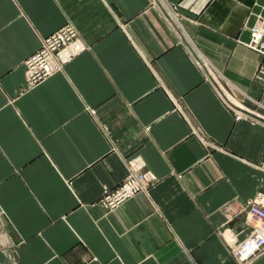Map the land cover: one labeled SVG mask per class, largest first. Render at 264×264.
<instances>
[{"label":"crops","instance_id":"crops-1","mask_svg":"<svg viewBox=\"0 0 264 264\" xmlns=\"http://www.w3.org/2000/svg\"><path fill=\"white\" fill-rule=\"evenodd\" d=\"M62 26L80 51L26 85ZM258 27L264 0H0V264H238L264 192ZM132 158L155 182L104 210Z\"/></svg>","mask_w":264,"mask_h":264},{"label":"built area","instance_id":"built-area-1","mask_svg":"<svg viewBox=\"0 0 264 264\" xmlns=\"http://www.w3.org/2000/svg\"><path fill=\"white\" fill-rule=\"evenodd\" d=\"M76 33L67 26H62L41 39L39 49L24 60V78L28 86L35 85L63 68L80 49L75 52L68 49L73 44ZM264 30L254 28L251 37L252 48H257L264 54ZM258 76L264 80V67L259 69ZM248 118L246 115H236V119ZM127 175L116 188L104 190L99 205L107 211L114 210L139 192L148 189L155 178L151 172L144 169L143 162L138 158L126 161ZM246 220L252 224L251 234L233 245L232 256L238 264L251 263L264 253V192L257 193L246 204Z\"/></svg>","mask_w":264,"mask_h":264},{"label":"rangeland","instance_id":"rangeland-1","mask_svg":"<svg viewBox=\"0 0 264 264\" xmlns=\"http://www.w3.org/2000/svg\"><path fill=\"white\" fill-rule=\"evenodd\" d=\"M103 209H104V208H103ZM104 210H105V209H104ZM245 218H246V217H245ZM247 222H248V221H247ZM248 224L251 225V230H252V224L249 223V222H248ZM250 234H251V231L248 233V235H247L246 237H248ZM244 239H245V238H244ZM241 241H242V240H241ZM238 242H240V241H237V242H235L234 244H237ZM234 244H233V245H234ZM232 249H233V247H231V253H232ZM262 254H263V253H262ZM259 256H260V255H259ZM259 256H258V257H259ZM258 257H257V258H258ZM257 258H255L254 260H256ZM234 259H235V258H234ZM254 260H253L251 263H247V264H252V263L254 262ZM245 263H246V262H242L241 264H245Z\"/></svg>","mask_w":264,"mask_h":264},{"label":"bare ground","instance_id":"bare-ground-1","mask_svg":"<svg viewBox=\"0 0 264 264\" xmlns=\"http://www.w3.org/2000/svg\"><path fill=\"white\" fill-rule=\"evenodd\" d=\"M68 49H70V51L73 53L75 52V46L72 44L71 46L68 47ZM46 79V78H45Z\"/></svg>","mask_w":264,"mask_h":264}]
</instances>
